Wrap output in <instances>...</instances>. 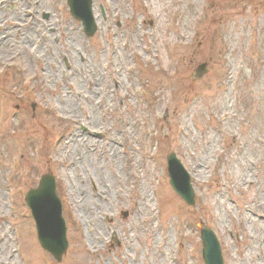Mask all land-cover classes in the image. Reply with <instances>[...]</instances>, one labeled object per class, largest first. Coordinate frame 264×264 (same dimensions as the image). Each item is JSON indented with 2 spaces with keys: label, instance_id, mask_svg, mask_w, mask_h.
Here are the masks:
<instances>
[{
  "label": "rangeland",
  "instance_id": "rangeland-1",
  "mask_svg": "<svg viewBox=\"0 0 264 264\" xmlns=\"http://www.w3.org/2000/svg\"><path fill=\"white\" fill-rule=\"evenodd\" d=\"M33 1L0 5V264H203L201 224L224 264H264V0H92L90 38L66 0ZM45 175L59 263L24 202Z\"/></svg>",
  "mask_w": 264,
  "mask_h": 264
},
{
  "label": "water",
  "instance_id": "water-1",
  "mask_svg": "<svg viewBox=\"0 0 264 264\" xmlns=\"http://www.w3.org/2000/svg\"><path fill=\"white\" fill-rule=\"evenodd\" d=\"M71 15L80 21L85 35L90 38L97 30L92 12V0H67ZM208 72L206 64L194 71V80L202 78ZM170 184L174 191L186 202L194 205V190L190 176L174 153L167 157ZM55 180L52 176H43L37 189L26 194L25 202L35 220L37 238L43 250L57 262H61L68 248L66 225L62 218L61 202L56 196ZM202 259L204 264H223L219 241L215 233L201 224Z\"/></svg>",
  "mask_w": 264,
  "mask_h": 264
},
{
  "label": "bare ground",
  "instance_id": "bare-ground-1",
  "mask_svg": "<svg viewBox=\"0 0 264 264\" xmlns=\"http://www.w3.org/2000/svg\"><path fill=\"white\" fill-rule=\"evenodd\" d=\"M8 1H11V0H0V5H2L3 3H7ZM39 2H42V1H40V0H38ZM36 2V0H34L33 2H32V4H34ZM36 8H37V6L35 7V10H36ZM32 14H34L33 12H32ZM42 25V24H41ZM44 25L47 27V23H44ZM19 38H20V40H22V42H21V44H19V47L20 48H28V46H32L31 45V43H29V40H26V41H23V38L25 39L26 37H24V36H22L21 34H20V36H19ZM179 76L181 75V72L179 71L178 73H177ZM177 74H176V77H177ZM182 83V82H181ZM74 142L76 143V146L77 147H80V146H85L86 144H88V142H86L85 140H83V139H81V140H79V141H77V140H74ZM80 155V154H79ZM78 155V156H79ZM79 159V158H78ZM90 181V183L93 185V193L96 195V198L99 196V198H103L104 197V189L105 188H102V187H100V190L94 185V183L91 181V180H89ZM96 198H95V200H96ZM76 203H75V205H77V206H82L83 207V209H84V211H85V213L86 214H91V210H90V208L86 205V204H84V203H80V200H79V198H76ZM94 205V210H95V212H96V214L95 215H98L99 213H100V209H99V206H98V204H97V202L96 203H94L93 204ZM92 205V206H93ZM96 238L98 237V235H94Z\"/></svg>",
  "mask_w": 264,
  "mask_h": 264
}]
</instances>
